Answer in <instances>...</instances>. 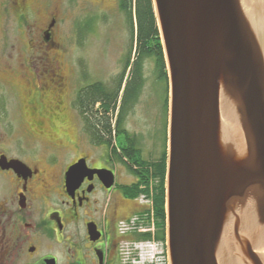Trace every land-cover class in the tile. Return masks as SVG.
Wrapping results in <instances>:
<instances>
[{
  "label": "water",
  "instance_id": "1",
  "mask_svg": "<svg viewBox=\"0 0 264 264\" xmlns=\"http://www.w3.org/2000/svg\"><path fill=\"white\" fill-rule=\"evenodd\" d=\"M152 1L169 79V264H264V0Z\"/></svg>",
  "mask_w": 264,
  "mask_h": 264
},
{
  "label": "flooded vegetation",
  "instance_id": "2",
  "mask_svg": "<svg viewBox=\"0 0 264 264\" xmlns=\"http://www.w3.org/2000/svg\"><path fill=\"white\" fill-rule=\"evenodd\" d=\"M2 1L4 9L14 10L26 23L33 0ZM56 14L51 11V20L47 16L36 21V36L20 45L25 52H17V44L11 43L10 52L0 57L5 70L17 67L25 73L18 82L26 91L18 118L12 116L15 103L10 109L1 97L0 124L29 125L33 140L40 143L27 148L22 138L0 134V264H47L53 258L56 264H123V253L157 240L153 195L164 167L167 173V97L158 108L157 122L143 120L135 130L128 127L133 112L125 103L123 135L103 136L94 129L87 133L88 151L71 156L60 126L68 110L75 106L79 111L81 88L74 105L69 96L77 70L65 68ZM4 82L15 84L6 78ZM1 86L6 85L0 84V91ZM81 160L83 169L71 179L70 168ZM56 233L63 246L71 245L66 261L47 253L52 249L47 240ZM144 233L152 238L140 239Z\"/></svg>",
  "mask_w": 264,
  "mask_h": 264
},
{
  "label": "rangeland",
  "instance_id": "3",
  "mask_svg": "<svg viewBox=\"0 0 264 264\" xmlns=\"http://www.w3.org/2000/svg\"><path fill=\"white\" fill-rule=\"evenodd\" d=\"M51 11L57 12L56 33L64 46L65 68L67 71L77 70L69 96L75 105L77 92L83 86L96 82L112 86L122 74L132 48L129 25L125 13L120 9L119 0H33L26 23L21 22L14 10L4 9L3 1L0 0V57L1 53L10 52L12 46L9 44L11 43L17 44V52H25L24 46L20 45L27 42L30 36H36L37 20L44 21L47 16L51 20L53 16L49 15ZM38 16H43V19H39ZM132 56L134 59V47ZM27 59L28 56L24 58V60ZM4 63L5 61H0L2 69L0 84L6 85L1 86L0 100H2L1 97L5 98L10 109L15 103L17 109H13L12 116L18 118L21 116L19 107L26 92L18 79L23 82L22 77L25 73L20 68L13 67V72L10 69L12 74L9 70H5ZM5 78L15 84L4 82ZM144 79L141 95L131 107L133 114L129 118L128 126L131 130L139 129L143 120L157 122L158 108L164 97L168 98L169 104V87L167 95L166 84L158 78L153 59H147L145 62ZM121 97L122 93H120V100ZM74 108V110H68L69 117L60 126L59 133L63 138L62 143L65 144L71 156L88 151L86 140L89 131L81 116L78 117L79 111L75 106ZM7 113L9 114L10 111ZM29 127L22 122L13 125L3 122L0 124V134L12 133L16 140L22 138L27 148L28 145L40 146L39 142L33 140ZM42 148L45 147L42 146ZM47 245L49 248L52 247L47 250V253L59 256L62 261H66L67 256L69 257L71 245L67 242L63 246L60 234L56 233V238L49 237ZM44 251L46 252V249Z\"/></svg>",
  "mask_w": 264,
  "mask_h": 264
},
{
  "label": "trees",
  "instance_id": "4",
  "mask_svg": "<svg viewBox=\"0 0 264 264\" xmlns=\"http://www.w3.org/2000/svg\"><path fill=\"white\" fill-rule=\"evenodd\" d=\"M119 5L126 15L132 39V48L127 57L124 70L112 86L105 85L102 82L85 85L78 93L76 101L88 131L92 132L95 129L103 136L107 134L112 136L114 133L117 136L123 135V105L128 103L132 107L138 101L145 82L144 71L147 59L154 60L158 78L166 84L167 95L169 87L163 45L153 1L119 0ZM133 47L135 51L134 59L132 56ZM120 93H122L121 100ZM91 117H94V119L92 120ZM162 174L163 178H161L154 192L153 202L157 227L156 239L164 242L166 241L165 167ZM151 238L150 233L140 235V239Z\"/></svg>",
  "mask_w": 264,
  "mask_h": 264
},
{
  "label": "built area",
  "instance_id": "5",
  "mask_svg": "<svg viewBox=\"0 0 264 264\" xmlns=\"http://www.w3.org/2000/svg\"><path fill=\"white\" fill-rule=\"evenodd\" d=\"M144 244V243H142ZM139 244L123 253V264H168L164 245L160 242Z\"/></svg>",
  "mask_w": 264,
  "mask_h": 264
}]
</instances>
